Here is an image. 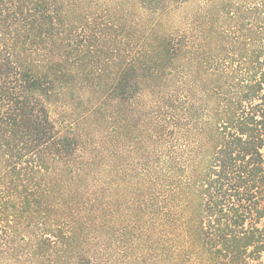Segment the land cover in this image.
I'll use <instances>...</instances> for the list:
<instances>
[{
	"label": "trees",
	"instance_id": "16d2710c",
	"mask_svg": "<svg viewBox=\"0 0 264 264\" xmlns=\"http://www.w3.org/2000/svg\"><path fill=\"white\" fill-rule=\"evenodd\" d=\"M263 257L264 0H0V264Z\"/></svg>",
	"mask_w": 264,
	"mask_h": 264
},
{
	"label": "rangeland",
	"instance_id": "374dc122",
	"mask_svg": "<svg viewBox=\"0 0 264 264\" xmlns=\"http://www.w3.org/2000/svg\"><path fill=\"white\" fill-rule=\"evenodd\" d=\"M192 7H194L192 3H187V4L184 6V10H185L186 12H189L190 10H192ZM58 114H59V113H56V112H54V111L51 112L52 117L55 118V119L57 118V115H58ZM261 264H264V257H263L262 260H261Z\"/></svg>",
	"mask_w": 264,
	"mask_h": 264
}]
</instances>
